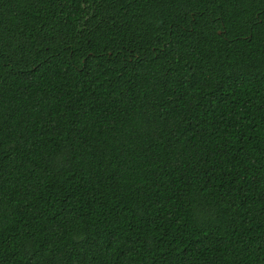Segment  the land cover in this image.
I'll list each match as a JSON object with an SVG mask.
<instances>
[{
	"label": "trees",
	"instance_id": "1",
	"mask_svg": "<svg viewBox=\"0 0 264 264\" xmlns=\"http://www.w3.org/2000/svg\"><path fill=\"white\" fill-rule=\"evenodd\" d=\"M0 264H264V0H0Z\"/></svg>",
	"mask_w": 264,
	"mask_h": 264
}]
</instances>
